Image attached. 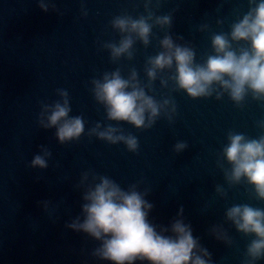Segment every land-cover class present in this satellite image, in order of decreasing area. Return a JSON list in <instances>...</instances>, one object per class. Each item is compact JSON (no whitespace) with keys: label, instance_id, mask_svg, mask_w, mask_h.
<instances>
[{"label":"water","instance_id":"obj_1","mask_svg":"<svg viewBox=\"0 0 264 264\" xmlns=\"http://www.w3.org/2000/svg\"><path fill=\"white\" fill-rule=\"evenodd\" d=\"M260 3L0 0V264H115L101 255L107 237L79 227L85 197L105 179L151 205L147 220L158 233L174 236L177 221L190 228L207 264H264V254L249 252L259 237L229 216L234 207L264 212V197L246 176L233 178L225 155L233 136L264 140V95L246 86L237 101L213 82L208 94L193 97L179 86L175 61L148 75L151 61L168 52L165 39L191 50L193 67L218 55V35L237 56L251 53V42L232 32ZM119 19H144L148 42L116 27ZM125 39L130 49L114 55ZM116 73L158 105L155 117L145 112L143 126L111 119L97 98V84ZM65 103L67 119H81L83 132L61 142L64 121L52 126L48 118ZM109 130L124 139L100 135ZM37 157L46 166L35 165Z\"/></svg>","mask_w":264,"mask_h":264},{"label":"clouds","instance_id":"obj_2","mask_svg":"<svg viewBox=\"0 0 264 264\" xmlns=\"http://www.w3.org/2000/svg\"><path fill=\"white\" fill-rule=\"evenodd\" d=\"M163 22L167 23V18ZM115 26L122 31L135 32L145 43L148 42L151 26L144 19H119ZM232 38L250 41L251 53L245 51L237 56L229 50L228 40L218 35L213 40L218 55L209 57L204 67H193L194 53L186 48L174 47L170 39H165L163 46L168 52L151 61L154 68L148 75L154 78L156 68L170 67L175 61L177 82L193 97L208 94L213 82L230 88L233 99L237 101L243 98L246 86L264 95V0H261L253 15L246 16L234 27ZM131 45V39L123 40L119 47H113L114 55L127 52ZM225 76L230 80H226ZM130 87L132 91L127 90ZM97 98L106 103L111 119L128 121L137 127L144 125L146 111H150L153 117L159 111L158 105L142 89L130 85L118 73L111 78L105 77L104 83L97 84ZM68 112L66 103L64 106L57 104L48 118L52 126L64 121L57 132L61 142L78 137L83 132L81 119H67ZM111 131L100 135L113 142L124 139L112 136ZM127 144L130 149L137 146L133 138H129ZM225 155L234 164L233 178L239 180L246 176L256 186L258 194L264 197V140L245 142L244 137L233 136ZM34 164L46 166L40 157L34 160ZM85 199L89 201L84 207L87 218L79 227L98 239L107 237L101 249L104 259L115 264H133L136 259L147 260L150 264H207L196 255L197 242L190 228L181 221L172 226L174 236L156 231L147 220V210L151 205L138 193L123 192L105 179ZM229 216L240 230L259 237L249 248L250 254L254 257L264 254V212L247 206L234 207Z\"/></svg>","mask_w":264,"mask_h":264}]
</instances>
